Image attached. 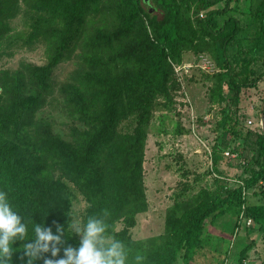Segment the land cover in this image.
Masks as SVG:
<instances>
[{"label": "trees", "instance_id": "trees-1", "mask_svg": "<svg viewBox=\"0 0 264 264\" xmlns=\"http://www.w3.org/2000/svg\"><path fill=\"white\" fill-rule=\"evenodd\" d=\"M17 1L0 0V43ZM24 1L44 15L31 23L28 39L45 42L47 56L42 65L22 63L21 70L0 75V264H177L179 259L191 264L207 242L208 219L229 212L236 227L241 213L251 219L245 227L260 233L264 249V203L246 196L249 190L264 195L261 128L256 153L242 160L248 176L233 183L216 177L213 192L197 203L175 200L166 209L164 232L145 246L128 234L137 214L147 209L142 173L147 125L158 98L171 107L174 64L185 50L208 52L218 67L209 88L210 102L219 105L213 170L221 173L224 151L242 159L249 133L237 114L242 92L264 76L257 66L264 53V0H222L221 7L215 4L221 0ZM235 12L244 13L245 29ZM91 14L109 22L89 30ZM75 43H80L77 68L58 88L67 113L81 126L75 124L65 140L32 119L52 91L55 67ZM129 119L130 128L120 130ZM31 124L34 134L23 133ZM63 178L86 200L84 223L109 241L82 246L71 234V199ZM118 220L123 227L114 230ZM253 246L250 240L240 248L237 264Z\"/></svg>", "mask_w": 264, "mask_h": 264}, {"label": "rangeland", "instance_id": "rangeland-1", "mask_svg": "<svg viewBox=\"0 0 264 264\" xmlns=\"http://www.w3.org/2000/svg\"><path fill=\"white\" fill-rule=\"evenodd\" d=\"M212 1V0H211ZM106 3L108 1H105ZM151 4L152 1L148 0ZM215 2V0H214ZM223 1H218L216 7H221ZM243 5V6H242ZM17 13L8 22V31L5 39L0 43V75L4 72L21 70L22 63L42 65L46 61L45 42L34 39L30 41L28 35L31 23L36 17L43 14L33 13L24 0L17 1ZM242 10L246 9L244 2ZM203 12V11H201ZM245 29V16L243 12H235ZM110 19V15L108 16ZM89 27L108 23L102 14L89 15ZM56 20L50 23H55ZM244 31V30H243ZM87 34V33H86ZM232 51L229 48V53ZM80 43H75L66 51L62 61L55 67L52 78L54 86L45 97L42 106L35 111L33 123H43L52 133L65 140L70 139V130L80 123L73 120L67 113L64 104L66 99L59 91V84L68 81L77 68ZM258 68L264 70L262 58L258 57ZM173 77L176 88L172 90L173 103L170 108L164 106V100L158 98L154 104L152 115L147 125L144 145V160L142 163L144 192L147 209L136 216V222L129 227L128 234L133 241L146 245L149 238L164 232L166 209L175 200L194 203L200 202L205 193H211L216 186V177H223L234 181H241L248 176L245 171V162L256 153L255 139L260 127V107L264 97V76L254 88L242 92L239 103L238 119L243 132L249 133L243 150L242 159L235 153L226 155L219 163L220 174L212 168L210 153L211 146L218 136L215 122L219 118V105L209 100V88L212 86L211 76L218 71L212 56L205 51L194 54L185 50L182 60L174 64ZM190 115L195 119L190 120ZM131 120L124 121L120 130L130 128ZM25 126L23 133L34 134V125ZM32 137V136H31ZM58 172L54 173V175ZM71 199V234L82 246L94 240H110L102 231L93 230L84 223L86 200L75 188L74 183L63 178ZM264 191V181L259 183ZM251 201L263 202V193L252 195V190L246 192ZM235 216L226 213L212 221L208 219L207 242L202 250L194 257L191 264H237L238 251L250 240L254 246L247 253L243 264H264V249L261 235L255 228L245 227L244 220L236 228ZM123 227L121 221H116L114 230ZM104 264H109L105 262ZM177 264H182L181 260Z\"/></svg>", "mask_w": 264, "mask_h": 264}, {"label": "built area", "instance_id": "built-area-1", "mask_svg": "<svg viewBox=\"0 0 264 264\" xmlns=\"http://www.w3.org/2000/svg\"><path fill=\"white\" fill-rule=\"evenodd\" d=\"M195 118L193 117V116H191L190 115V120L191 121H193ZM226 155H229L230 153L228 152V151H225L224 152ZM241 220H244V225H246V226H249L250 224H251V219L250 218H245L244 217V215H243V213H241L240 214V217H239V221H241ZM240 224V223H239ZM240 227V225L239 226H237L236 228H239Z\"/></svg>", "mask_w": 264, "mask_h": 264}, {"label": "water", "instance_id": "water-1", "mask_svg": "<svg viewBox=\"0 0 264 264\" xmlns=\"http://www.w3.org/2000/svg\"><path fill=\"white\" fill-rule=\"evenodd\" d=\"M143 2L146 4V5H149L148 4V0H143ZM261 114H260V127H261V130L264 132V114H263V109H264V97H263V100H262V103H261Z\"/></svg>", "mask_w": 264, "mask_h": 264}]
</instances>
